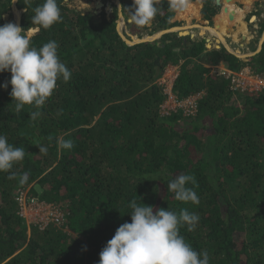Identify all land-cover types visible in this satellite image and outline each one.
I'll return each instance as SVG.
<instances>
[{"label": "trees", "instance_id": "16d2710c", "mask_svg": "<svg viewBox=\"0 0 264 264\" xmlns=\"http://www.w3.org/2000/svg\"><path fill=\"white\" fill-rule=\"evenodd\" d=\"M12 2L0 0V26ZM43 2L19 0L23 29L39 27L31 17ZM57 3L60 21L30 41L36 48L56 41L71 78L57 81L37 119L30 118L35 110L30 107L15 112L11 86L2 87L11 73H0V134L26 151L11 170L13 179L0 173V264H99L118 227L131 222L127 214L134 199L154 209L195 212L200 218L195 229L181 227L180 235L197 252L206 251L209 264H264V90H233L231 78L218 74L223 65L233 72L250 67L264 76V45L247 60L179 33L129 46L117 31L116 6L108 19L71 9L65 0ZM121 3L128 8L132 0ZM200 3H185L179 15L198 17ZM160 4L156 28L133 23L132 34L178 25L167 0ZM224 7L228 11L216 16L213 28L225 33L236 23V14L230 20L229 13L241 8L230 0ZM218 11L215 0L204 1L205 19ZM178 65L173 95L203 96L192 115L182 109L163 115L168 96L156 82L167 67ZM60 138L73 147L60 149ZM39 147L47 152L39 153ZM179 174L195 177L199 204L176 201L168 192V182ZM28 188L64 212L68 232L51 224L33 227L28 236L16 201Z\"/></svg>", "mask_w": 264, "mask_h": 264}, {"label": "clouds", "instance_id": "9594fccd", "mask_svg": "<svg viewBox=\"0 0 264 264\" xmlns=\"http://www.w3.org/2000/svg\"><path fill=\"white\" fill-rule=\"evenodd\" d=\"M161 5H158V0H132L131 7H117L116 23L125 20L127 13L126 20L130 23L140 27L150 25L161 10ZM167 5L170 11H179L185 7V0H167ZM60 19L57 0H44L34 9L31 17V24L39 27L25 30L13 22L0 26V73H11V79L2 87L7 90L11 86L10 105L14 106L16 113L26 107L35 109L30 112L33 120L41 115L40 109L53 94L57 81L62 79L68 82L71 78L70 70L58 56L56 41L51 40L39 48L31 46L30 41L33 31L48 30ZM58 145L60 149L73 147L71 140L63 138L58 140ZM41 152L46 153L47 148L39 147ZM25 155L24 147H14L5 135L0 134V173H10L8 178L13 179L15 173H11V170L24 160ZM27 175L23 174L21 183L27 179ZM196 186L193 175L179 174L168 182L167 190L173 193L176 201L199 204ZM129 207L131 211L127 215L131 217V222L118 227L113 238L101 250L99 264H209L208 253L197 252L180 235L181 227L186 226L188 231L195 229L200 219L195 212L187 208L180 209L178 213L154 209L143 204L141 199L140 203L132 200Z\"/></svg>", "mask_w": 264, "mask_h": 264}, {"label": "rangeland", "instance_id": "374dc122", "mask_svg": "<svg viewBox=\"0 0 264 264\" xmlns=\"http://www.w3.org/2000/svg\"><path fill=\"white\" fill-rule=\"evenodd\" d=\"M65 1L69 2V7L71 9H75V10H78V11L79 10H83L85 12L92 11L94 13V15H95V10H96L95 9V6H89V3L90 2H93V3H97V2H100L101 3L102 2L104 4V6H106V7L105 8L102 7V8H100L98 10V14H96V16L98 18L102 14L103 15L106 14V17L108 19L114 18V16H115V14H114V7L115 6L118 7L115 0H89V1H87V0H72V1L65 0ZM192 1H193V3H195V0H192ZM224 1L225 0H223V2H222L223 6H224ZM232 1H233V3L236 4V6L242 8L243 10L242 11L241 10L240 11H237V13H236V23H235V25L230 30H228L225 33L224 32H220L218 30L217 31L220 32L224 36L225 41H226V39H228L230 41V44L232 43L231 44L232 47H231L228 44V42L226 41V44L228 45V47L230 49L234 50L235 53L240 52V54L242 56H244L245 54H248V52L249 53H253L255 51H258L257 50L258 49V45L264 39V37H263L264 36V0H248V3H245V1H242V0H230V2H232ZM187 2H188V0H185V3H187ZM223 6L222 7H219L218 13L216 15H214L212 17V19H205L204 14H203V11H200V13L198 12V14H197L198 17L192 16V19L191 20L186 19V18H182L181 15H179L178 11H175L176 13H175V18H174L173 21H175V22L178 23L177 27H183V26H189V25L199 24V25H202L203 27L205 26V27H211V28H213L214 25L216 24L215 23L216 16H218L219 14L222 13ZM238 12H240L239 13L240 16H238ZM108 14H109V17H108ZM5 16L7 17V20H6L5 23H9V22L16 23L15 16L13 14V11L10 12V13H8V14H6ZM253 17H255L254 20H252ZM125 23L127 24L126 25V29L123 28L122 33L124 34V32L126 31L127 34H129L132 38H136L137 39V38H140V36L143 37L145 35H149V36H145V38H149V37H151L152 35L155 34V33H153L154 31L143 32L142 29H137L140 32L141 35L140 36L139 35H134L131 32V30L134 28L133 23H129V21H127L126 19H125ZM246 25H247V28H246ZM118 26H119V24H118ZM147 26L150 27V30H153V28H156L157 23L155 21V18L152 21V23L150 25H147ZM36 32L37 31H33L30 34V38ZM210 33L211 32L207 31L203 35L204 36L203 38L206 39V40L207 39H210L211 40V44H212L213 47H215L217 45L221 46L222 43L218 39V37L216 36V34H212V33L210 34ZM200 34H201V31H200L199 28L194 27L193 29L192 28L190 29V35H194V37H191V38H194V39L197 38V37L198 38H202L201 37L202 35H200ZM227 35H228V37H227ZM244 35L252 36V39H251V42L248 45H246V48H244V52L242 53L241 51L237 50V45L242 42L240 39ZM161 39L160 40H157V41L160 42ZM245 50H246V52H245ZM222 67H224V66L223 65H220L219 68H218V70H220V68H222ZM169 68H171V67H167V69L165 70V72ZM171 72L173 73V71H171ZM214 72L216 73V71H214ZM178 73H180V67H178ZM167 77H168V75H167ZM167 77H166V81L168 79ZM156 84L163 86V88L165 90V84L166 83H165L164 74L156 82ZM165 92L166 91H164V93ZM200 94H201V96H195L194 95V96L189 97V98H192V97L197 98V99L192 98L193 100H195V101H193L195 103V105H196L197 100L199 102V99H201L202 96H203L202 93H200ZM175 98H177L175 95L172 98H170V97L167 98V100L165 101L164 105H162V107H161V113L163 115H169L171 112H174V111H178L179 110V108L176 107V100H175ZM197 107H198V105H197ZM184 114H185V116H188V112L187 111H185ZM190 115H192V114H190ZM28 189H30V188H28ZM26 193H27V191H26ZM60 211H62V210H60ZM33 227H37L38 228V226H36V225H33L30 228H28L27 229L28 236L31 235V232H32V228ZM62 230L68 232V229H62Z\"/></svg>", "mask_w": 264, "mask_h": 264}, {"label": "built area", "instance_id": "2783aa9c", "mask_svg": "<svg viewBox=\"0 0 264 264\" xmlns=\"http://www.w3.org/2000/svg\"><path fill=\"white\" fill-rule=\"evenodd\" d=\"M174 68V69H173ZM169 68L165 73V90L168 98L174 97L172 93L173 84L178 77V68ZM173 71V73L171 72ZM218 74L231 78L232 87L235 90L238 88L249 89L250 91L264 90V76L254 74L250 68H245L240 72L229 71L222 67L218 70ZM168 75V77H167ZM166 77L168 78L166 81ZM201 96V95H196ZM197 99L195 97H192ZM192 98L186 100H176V107L188 112V115L195 113L198 105ZM27 191V193H26ZM19 204L18 215L23 222L30 228L33 225L38 226L39 230H45L49 225L53 224L57 227L68 229L66 224V216L56 206L39 201V199L31 193L30 189L20 190L16 197Z\"/></svg>", "mask_w": 264, "mask_h": 264}, {"label": "water", "instance_id": "95a60500", "mask_svg": "<svg viewBox=\"0 0 264 264\" xmlns=\"http://www.w3.org/2000/svg\"><path fill=\"white\" fill-rule=\"evenodd\" d=\"M87 1H89V0H87ZM119 1V3H117V6H119V4H120V6H122V3H121V0H118ZM18 2H19V0H13V2H12V11L14 10V8H15V6H16V8H18ZM215 4H216V6H218V7H222L223 6V4H222V2H221V0H216L215 1ZM104 6V4L101 2V8ZM95 15L96 14H98V10L100 9H98V6H95ZM223 10L224 11H228V9L227 8H225L224 6H223ZM222 10V11H223ZM18 11H20V15H19V17H18V22H17V24L22 28V14H23V12L18 8ZM235 14H236V12L235 11H231L230 13H229V18H230V20H233L234 19V16H235ZM3 19H4V21L6 22V20H7V17L4 15L3 16ZM255 19V17H253L252 18V20H254ZM177 26H175V27H172V28H170V29H164L163 31L165 32V34H163V36L164 35H166V34H176L177 32H172L171 30H173L174 28H176ZM117 31H118V34L121 36V38L123 39V41L127 44V45H129V46H133V45H137V44H141V43H154V42H156L157 40H155V41H151V40H139V41H135V40H133V38L129 35V34H127V32L125 31L124 32V34L123 33H121L120 31H119V28H118V24H117ZM210 32V31H209ZM181 33V32H180ZM178 34V33H177ZM179 36H189L190 34H187V35H181V34H178ZM201 35V34H200ZM162 36V37H163ZM191 37H194V35H190ZM202 38L204 37L203 35L201 36ZM129 38V39H128ZM158 42V41H157ZM206 42H207V45H206V47L209 49V50H211V49H213L214 47L212 46V44H211V40L210 39H207L206 40ZM264 44V39H263V43H262V45ZM222 46L229 52V53H231V54H233V55H235V56H237V57H239L240 59H244V58H246V57H249L250 55H253V54H251V53H249V54H245L244 56H242L241 54H240V52H237V53H234L232 50L230 51V49L228 48V46H226L225 44H223L222 43ZM263 47V46H262ZM262 47H261V49H262ZM216 49H221L222 47L221 46H216L215 47ZM261 51V50H260ZM238 54V55H237ZM257 53H255L254 55H256ZM253 55V56H254Z\"/></svg>", "mask_w": 264, "mask_h": 264}, {"label": "bare ground", "instance_id": "6f19581e", "mask_svg": "<svg viewBox=\"0 0 264 264\" xmlns=\"http://www.w3.org/2000/svg\"><path fill=\"white\" fill-rule=\"evenodd\" d=\"M116 1V3H119V1L118 0H115ZM226 3V0L224 1V4ZM89 6H98V9L99 8H101V3L100 2H97V3H93V2H90L89 3ZM119 6H120V4H119ZM242 11V10H241ZM240 13V12H239ZM13 14H14V16H15V21H16V24H17V22H18V17H19V15H20V11H18V8H16V6H15V8H14V10H13ZM130 23V22H129ZM241 23V22H240ZM126 23H125V20H123L122 22H120L119 23V26H118V28H119V31L122 33V30H123V28H125L126 29ZM194 27H197V28H199L200 30H202L204 33H206L207 31H210L212 34H216V36L218 37V39L221 41V43H223V44H225L226 46H228L227 44H226V41H225V39H224V36L220 33V32H218L217 31V29H215V28H211V27H203L202 25H192V26H183V27H176V28H174L173 30H171L172 32H177V33H179V34H181V33H188V32H190V29L192 28H194ZM181 32V33H180ZM210 33V34H211ZM163 34H165V32L163 31V30H161V31H159V32H157V33H155L154 35H152L151 37H149V38H145V36H149V35H145V36H143V37H141L140 39L139 38H133V40H135L136 42L137 41H139V40H151V41H155V40H157V39H159L161 36H163ZM263 41V40H262ZM216 47V46H215ZM229 48V47H228ZM230 49V48H229ZM232 49H230V51H231ZM233 52H234V50H232ZM235 53V52H234ZM248 54H249V52H248ZM238 55V54H237ZM174 69V68H173Z\"/></svg>", "mask_w": 264, "mask_h": 264}, {"label": "crops", "instance_id": "0c3cea01", "mask_svg": "<svg viewBox=\"0 0 264 264\" xmlns=\"http://www.w3.org/2000/svg\"><path fill=\"white\" fill-rule=\"evenodd\" d=\"M189 1H192V0H188V2ZM216 1V0H215ZM221 2H223V0H221ZM204 6V0H201V3H200V9H199V13H200V11H203V7ZM244 21V20H243ZM246 28H247V25H246ZM227 37H228V35H227ZM264 37V36H263ZM226 38V37H225ZM251 39H252V36H247V35H244L243 37H241V43H239L238 45H237V50H239V51H241L242 53L244 52V48H246V45H248L250 42H251ZM226 41L228 42V44L231 46V44H230V41L228 40V39H226ZM262 43H263V41L261 42V43H259V45H258V51H255V52H253V53H251V54H255V53H260L262 50H263V47H262ZM236 45V44H235ZM219 46V45H218ZM222 46V45H221ZM232 47V46H231ZM261 47H262V49H261ZM215 48V47H214ZM213 48V49H214ZM236 48V47H235ZM216 49V48H215ZM261 50V51H260ZM245 52H246V50H245ZM253 55H250L249 57H246V58H242L243 60H247V59H249V58H251V57H253Z\"/></svg>", "mask_w": 264, "mask_h": 264}, {"label": "flooded vegetation", "instance_id": "af4514ba", "mask_svg": "<svg viewBox=\"0 0 264 264\" xmlns=\"http://www.w3.org/2000/svg\"><path fill=\"white\" fill-rule=\"evenodd\" d=\"M240 10H243L242 8L241 9H239L238 11H240ZM238 16H240V14H239V12H238ZM242 17V16H241ZM244 18V17H243Z\"/></svg>", "mask_w": 264, "mask_h": 264}]
</instances>
